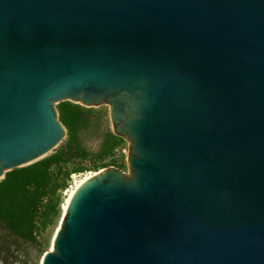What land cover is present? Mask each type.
<instances>
[{
    "label": "water",
    "instance_id": "1",
    "mask_svg": "<svg viewBox=\"0 0 264 264\" xmlns=\"http://www.w3.org/2000/svg\"><path fill=\"white\" fill-rule=\"evenodd\" d=\"M109 107L129 175L70 197L40 264H264V0H0V180Z\"/></svg>",
    "mask_w": 264,
    "mask_h": 264
},
{
    "label": "trees",
    "instance_id": "2",
    "mask_svg": "<svg viewBox=\"0 0 264 264\" xmlns=\"http://www.w3.org/2000/svg\"><path fill=\"white\" fill-rule=\"evenodd\" d=\"M56 109L66 129L65 144L35 163L5 173L0 180V229L29 243H35L37 236L58 218L60 192L67 189L69 176L87 170L70 169L69 165L89 157L78 133L89 126L92 108L66 101L57 104ZM121 142L122 137L106 132L100 150L92 156V168L122 169L113 157Z\"/></svg>",
    "mask_w": 264,
    "mask_h": 264
},
{
    "label": "rangeland",
    "instance_id": "3",
    "mask_svg": "<svg viewBox=\"0 0 264 264\" xmlns=\"http://www.w3.org/2000/svg\"><path fill=\"white\" fill-rule=\"evenodd\" d=\"M86 108V107H85ZM111 132V125L109 120V107L108 105H102L97 108H92L90 115L89 126L78 133V137L82 146L88 151L89 157L82 162H75L70 164V169L84 168L82 172H77L69 176L67 180V189L60 192V213L55 223L49 226L45 231L41 232L35 243H29L9 236L5 231L0 229V264H40L42 255L46 251L51 250V241L54 237L57 226L61 218L62 203L66 197V191L73 186L76 180H80L87 174L96 172L93 167L92 156L96 154L103 142L106 132ZM113 134V133H112ZM66 136L59 144L58 147L65 144ZM57 147V148H58ZM51 154V153H50ZM126 149L124 143L121 142L116 150L113 151V157L118 163L123 165L121 171L126 175H129V168L126 162ZM112 157H109L106 161H109ZM113 167V166H108ZM115 168V167H114ZM119 169V168H118Z\"/></svg>",
    "mask_w": 264,
    "mask_h": 264
},
{
    "label": "bare ground",
    "instance_id": "4",
    "mask_svg": "<svg viewBox=\"0 0 264 264\" xmlns=\"http://www.w3.org/2000/svg\"><path fill=\"white\" fill-rule=\"evenodd\" d=\"M95 172L93 173H90V174H87L85 175L84 177H82L80 180H76L73 184V186H71L67 191H66V197H65V200L64 202L62 203V212H61V217L64 215L65 213V210H66V206H67V203L70 199V197L73 195V193L75 192V190L80 186V184H82L86 179H88L92 174H94ZM61 219V218H60ZM59 226V225H58ZM58 226H57V229H58ZM56 229V230H57ZM51 249H52V241H51Z\"/></svg>",
    "mask_w": 264,
    "mask_h": 264
}]
</instances>
